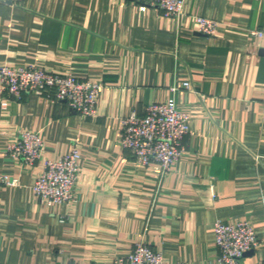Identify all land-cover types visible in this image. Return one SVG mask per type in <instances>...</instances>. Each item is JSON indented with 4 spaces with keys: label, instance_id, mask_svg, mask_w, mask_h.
Wrapping results in <instances>:
<instances>
[{
    "label": "crops",
    "instance_id": "obj_1",
    "mask_svg": "<svg viewBox=\"0 0 264 264\" xmlns=\"http://www.w3.org/2000/svg\"><path fill=\"white\" fill-rule=\"evenodd\" d=\"M183 13L127 0H0V64L103 83L96 118L37 93L0 108V173L18 177L0 186V264H111L139 241L168 264H220L214 223L240 216L259 241L242 262L264 260V36L248 33L264 29V0H184ZM188 14L218 20L216 34L199 33ZM170 97L191 118L185 153L163 171L133 159L120 125ZM21 128L41 133L42 157L80 146L69 201L34 196L41 161L6 150Z\"/></svg>",
    "mask_w": 264,
    "mask_h": 264
},
{
    "label": "built area",
    "instance_id": "obj_2",
    "mask_svg": "<svg viewBox=\"0 0 264 264\" xmlns=\"http://www.w3.org/2000/svg\"><path fill=\"white\" fill-rule=\"evenodd\" d=\"M20 4L22 0H8ZM141 6L157 7L166 17L184 15V0H127ZM196 30L207 36L216 34L220 22L202 15L188 14ZM249 34L264 36V29H250ZM102 81L91 77H79L70 71L57 72L34 64H0V108L10 99H19L23 93H37L55 103L65 101L82 117L96 118L97 97ZM190 87L189 81L182 83ZM191 112L179 107L170 97L165 101L151 102L143 114L135 110L121 118L120 145L127 149L138 163L147 165L155 162L163 171H168L185 153L183 139L188 133ZM44 139L39 131L21 128L17 136L6 146L8 154L18 162L34 165L41 161V167L34 175L31 185L34 196L45 205L67 202L72 198L78 179L81 149L76 141L68 151L57 157H42ZM18 177L7 172L0 173V186H13ZM214 245L220 264H247L242 262L243 253L259 245L253 224L249 217L217 219L213 226ZM111 264H168L160 249L146 242H136L124 256H116ZM257 264H264L261 260Z\"/></svg>",
    "mask_w": 264,
    "mask_h": 264
}]
</instances>
